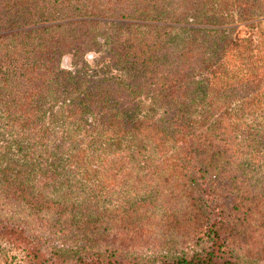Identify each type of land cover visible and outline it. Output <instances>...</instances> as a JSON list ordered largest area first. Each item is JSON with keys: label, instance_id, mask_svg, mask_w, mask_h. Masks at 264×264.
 I'll list each match as a JSON object with an SVG mask.
<instances>
[{"label": "trees", "instance_id": "trees-1", "mask_svg": "<svg viewBox=\"0 0 264 264\" xmlns=\"http://www.w3.org/2000/svg\"><path fill=\"white\" fill-rule=\"evenodd\" d=\"M261 20L264 0H0V264H264ZM101 49L108 72L60 67Z\"/></svg>", "mask_w": 264, "mask_h": 264}, {"label": "rangeland", "instance_id": "rangeland-1", "mask_svg": "<svg viewBox=\"0 0 264 264\" xmlns=\"http://www.w3.org/2000/svg\"><path fill=\"white\" fill-rule=\"evenodd\" d=\"M255 23V21L252 22H233L230 25L226 26V28L232 29V36L235 38H246L250 37L253 38V31L248 27L249 24ZM260 28L264 30V20H261V22L258 24ZM104 50L101 49L97 53H89L85 55L82 58H79L77 60H74L72 63V60H70V56H64L60 61V67L62 69H67L70 71H74L76 69L84 68V66H88L90 69H93L95 71H99V73L108 72L104 65L102 66ZM169 247V246H168ZM176 251L178 250L175 246H170ZM18 257V255H17Z\"/></svg>", "mask_w": 264, "mask_h": 264}]
</instances>
